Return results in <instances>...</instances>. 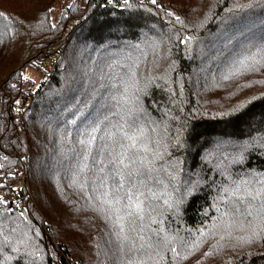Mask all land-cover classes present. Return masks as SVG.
<instances>
[{
    "label": "trees",
    "instance_id": "16d2710c",
    "mask_svg": "<svg viewBox=\"0 0 264 264\" xmlns=\"http://www.w3.org/2000/svg\"><path fill=\"white\" fill-rule=\"evenodd\" d=\"M52 1L0 0V264H54L56 254L126 264L98 211L112 183L98 188L101 142L85 159L79 141L95 122L123 123L130 108L161 194L141 234L176 237L160 264H264V233L244 242L252 217L240 216L231 238L221 228L198 250L185 247L231 206L224 187L264 173V68L224 79L264 45V0H70L53 24ZM51 54L47 79L24 98L20 66ZM131 258L160 259L148 248Z\"/></svg>",
    "mask_w": 264,
    "mask_h": 264
},
{
    "label": "snow or ice",
    "instance_id": "6c2138e0",
    "mask_svg": "<svg viewBox=\"0 0 264 264\" xmlns=\"http://www.w3.org/2000/svg\"><path fill=\"white\" fill-rule=\"evenodd\" d=\"M124 2L127 3V0ZM152 3L155 4L156 0H152ZM0 16L3 14L0 13ZM179 19L177 17V20ZM259 68H264V45H261L256 52L237 61L224 79L243 75L247 71L258 70ZM130 87L134 88L133 85L126 84L122 94L125 103L128 102ZM87 106V104L84 105V107ZM128 111L129 116L122 117L123 123L112 124L109 122V126L105 125L104 121H98L91 124L85 129L86 138L80 140L79 143L84 146L85 159H87V156L91 155L92 145L97 139L101 142L97 145V152L100 158L99 163L103 165L99 171L104 175L97 177L100 180L98 188H107L109 180L112 183L110 191L106 190L99 194L100 207L98 211L104 213L106 218L111 220L113 228L117 229L115 236L119 249L129 256L126 264H147V261L131 258V254L145 248L152 249L160 257L159 260L154 261V264H160V260H163L160 249H167L176 237L158 235V239L152 241L150 237L145 240L144 235L141 234L145 216L151 218L155 211V207L150 201L160 199L161 194L149 186V181L154 178L153 173L158 170L154 164L155 157L149 159L147 155L149 146L144 142L146 130L142 124L130 118L131 113L137 109L130 108ZM105 119L108 118L105 117ZM102 125L104 126L102 135L97 137L96 134L101 132ZM83 168H87V165L84 164L81 170ZM81 190H83V185H81ZM220 199L231 206L221 214L220 222L213 224L209 232H201L199 238L185 243V247L190 252L202 247L203 243L206 242L204 238L208 237L209 233H211L212 238H215V230L223 228L227 237L231 238L230 229L240 219V216H243L244 220L252 217L248 223L251 225L255 222L256 224L251 236L244 242L251 243L262 238L261 233H264V173L253 174L247 179L231 181L228 186L223 188ZM165 203L169 202L166 200ZM169 206L171 207V205ZM241 206H243V212ZM153 222L156 221L153 220ZM131 233H136L135 238ZM225 238L224 235L219 237L220 241ZM137 241L140 243L137 244ZM170 251L177 253L175 247H172ZM208 255H212V253L209 252Z\"/></svg>",
    "mask_w": 264,
    "mask_h": 264
},
{
    "label": "rangeland",
    "instance_id": "374dc122",
    "mask_svg": "<svg viewBox=\"0 0 264 264\" xmlns=\"http://www.w3.org/2000/svg\"><path fill=\"white\" fill-rule=\"evenodd\" d=\"M70 0H53L51 3V7L49 10V20L50 23H55L58 19L60 10L63 6L67 5ZM68 17L65 21L69 22ZM67 26H70L68 24ZM44 66L41 65L40 67L36 68L35 66L31 65L30 63H24L19 68V74L21 79L23 80L21 82L22 86V93L28 94L29 89H34L37 83L39 82L40 75H41V69H43ZM59 256V257H58ZM54 264H66V257L62 254H56L54 257Z\"/></svg>",
    "mask_w": 264,
    "mask_h": 264
},
{
    "label": "built area",
    "instance_id": "2783aa9c",
    "mask_svg": "<svg viewBox=\"0 0 264 264\" xmlns=\"http://www.w3.org/2000/svg\"><path fill=\"white\" fill-rule=\"evenodd\" d=\"M55 57H56V54H51V55H49L48 57L45 58V60L43 61L44 68L41 69V75H40L39 81H43V80L47 79L48 72H49V70L52 67V63H53V60H54ZM27 96H28V94H24L23 93V97L24 98L27 97Z\"/></svg>",
    "mask_w": 264,
    "mask_h": 264
}]
</instances>
